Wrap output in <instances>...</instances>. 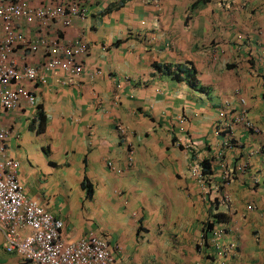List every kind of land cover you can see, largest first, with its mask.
I'll return each mask as SVG.
<instances>
[{"label": "crops", "instance_id": "obj_1", "mask_svg": "<svg viewBox=\"0 0 264 264\" xmlns=\"http://www.w3.org/2000/svg\"><path fill=\"white\" fill-rule=\"evenodd\" d=\"M11 1L87 12L21 23L26 39L84 46L82 72H47L23 84L34 103L0 113L1 160L18 163L5 171L62 240L105 237L113 264H264V0ZM8 57L36 67L50 53ZM205 159L202 187L190 172ZM0 264L36 263L0 232Z\"/></svg>", "mask_w": 264, "mask_h": 264}, {"label": "built area", "instance_id": "obj_2", "mask_svg": "<svg viewBox=\"0 0 264 264\" xmlns=\"http://www.w3.org/2000/svg\"><path fill=\"white\" fill-rule=\"evenodd\" d=\"M86 13L76 5L32 7L21 1L0 0V113L18 108L22 100L34 103V95L23 84H45V74L56 70L72 75L82 72L77 60L83 55L84 46L73 47L72 42L60 43L56 39H26L20 33L21 23L32 25L53 22L68 27L73 18L84 19ZM18 45L29 48V52L33 53L40 49L46 50L50 58L41 66H17L9 60L8 55ZM220 116L223 117V114ZM243 117L245 127L257 132L244 113ZM9 136L8 130L0 128V232L6 242L7 252H17L36 264H113L105 237L90 235L71 243L64 242L61 238L63 222L29 199L15 175L5 171L18 168L17 162L1 160L4 143ZM190 145L193 152L194 147ZM200 164H196L190 174L205 187L203 185L209 176L203 173ZM230 177L231 174L222 169V185H228ZM222 232L217 229L213 240Z\"/></svg>", "mask_w": 264, "mask_h": 264}, {"label": "trees", "instance_id": "obj_3", "mask_svg": "<svg viewBox=\"0 0 264 264\" xmlns=\"http://www.w3.org/2000/svg\"><path fill=\"white\" fill-rule=\"evenodd\" d=\"M199 1L207 2L209 0H199ZM185 81H187L188 83H190L189 82V78H188V80L186 79ZM201 165H202L203 173L208 177L211 174V172H212V169H211V165L209 163V160L205 159ZM222 216L223 215L221 213L215 214V219H221Z\"/></svg>", "mask_w": 264, "mask_h": 264}, {"label": "clouds", "instance_id": "obj_4", "mask_svg": "<svg viewBox=\"0 0 264 264\" xmlns=\"http://www.w3.org/2000/svg\"><path fill=\"white\" fill-rule=\"evenodd\" d=\"M194 146V145H193ZM194 151V150H193ZM208 179H209V177H208Z\"/></svg>", "mask_w": 264, "mask_h": 264}]
</instances>
